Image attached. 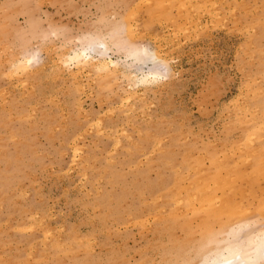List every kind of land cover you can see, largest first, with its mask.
I'll return each mask as SVG.
<instances>
[{
	"label": "rangeland",
	"instance_id": "obj_1",
	"mask_svg": "<svg viewBox=\"0 0 264 264\" xmlns=\"http://www.w3.org/2000/svg\"><path fill=\"white\" fill-rule=\"evenodd\" d=\"M162 1L0 0V264L196 263L223 235L199 194L218 206L228 178L262 226L264 0ZM89 37L172 73L144 92L79 74Z\"/></svg>",
	"mask_w": 264,
	"mask_h": 264
},
{
	"label": "bare ground",
	"instance_id": "obj_2",
	"mask_svg": "<svg viewBox=\"0 0 264 264\" xmlns=\"http://www.w3.org/2000/svg\"><path fill=\"white\" fill-rule=\"evenodd\" d=\"M163 1H166V0H163ZM200 1L202 3V0H200ZM196 3H197V5H199L198 1ZM213 4H212V6H213ZM197 5H195V6H197ZM207 5H208V2H207ZM209 5H210V3H209ZM203 6L204 5H202V7ZM212 6L210 5V7H212ZM187 7H189V10H190V7H192V5L190 6V4L187 3L186 8ZM194 7H193V9H194ZM186 8H184V10H186ZM186 11H188V9ZM213 11L214 10H212V12ZM127 23H129V22H126V24ZM195 24H196V22H195ZM127 27H128V25H127ZM129 29H131V27H128V29H126V30H129ZM187 29H188V27H187ZM129 33H130V31L127 34H129ZM130 34H132V36H133L132 32ZM129 38L133 39V37H131V36ZM78 40H80V41H79V45L77 46V48L75 50H72L71 51L72 53L67 55L68 63L69 62L72 63L75 66V68L77 69L78 73L79 72L82 73V71L90 72L92 70L93 71L96 70L99 73H104V74H109L110 71H111V73H113V72L118 73L119 72L120 73L119 76L121 75L122 78L127 79V81L131 80V82L142 86L143 92L147 86H151L153 84L159 85V82L162 79L167 78L168 74L171 75V73H172L171 68H170L169 64L167 63V61L164 58H162L163 56L162 57L160 56L159 50H158L159 52L153 51V50L146 48V46L144 47L142 45L141 46H135V45L133 46L132 45V46L125 47L128 51L129 57L132 61L131 65H133V69L135 68L139 72L138 74L133 73V72H131V74H128V72L121 70L119 68V62L117 60H114L111 57V53L113 52V50L107 45L106 42L100 41L99 39L94 38V37H89L86 40H83L80 38ZM33 57L34 56H29L27 58L17 59L15 66H14L15 70H18L20 72L23 71V73L25 71H28L26 68L31 66L29 64H31L30 63L31 60L33 61V59H32ZM62 61H64V60H62ZM30 68H28V69H30ZM14 73H15V71H14ZM98 76H101V75H98ZM119 80H121V79H119ZM130 90H132V89H130ZM132 93H134V92H132ZM132 93H129L130 97L132 95L133 96L135 95V93L134 94H132ZM128 97H127V99H128ZM259 130H260V127H259ZM251 135H253V134H251ZM249 140H251V142H252L253 139L250 138ZM117 143H118V141H117ZM245 143H247V142H245ZM250 143H247L246 145H250ZM257 168H259V167H257ZM238 177H239V174H238ZM240 177H242V176H240ZM235 179L237 180L238 178H235ZM234 180L229 179V178L225 179L224 187H226L228 189L229 193L224 195V191H222L221 196H220V199H221L220 204L218 206H215V203H214L216 196L206 195L204 193L203 194L201 193V194H199V198H198L197 197L198 195H196L197 193L193 194L196 196V198H198L197 203H198L199 207L209 210L208 212L210 213V216H212V218L214 220L219 221V224L217 223L216 226L217 225L219 226V230L223 229L222 230L223 235L221 236V239H219L217 237L218 240H216L214 242L213 247H210V249H208V252L206 251L207 253H205L203 255L201 254L200 260L199 261L197 260L198 262L196 261V263H191V264H264V221H263L264 220V209H262V207H259L257 209L258 213L262 215L261 220L263 219L262 224L260 223L262 226H260V228H258L259 226L257 225L256 226L258 228L257 229L255 227V224L258 222V219L257 220L256 219H250V218L244 219L245 215H247V214L249 215V212H250L249 209H245L244 207L242 208V207H238L237 205H235V203L233 202V200H235V199L229 195L231 193V191L233 190V188H236V192L238 191ZM159 187H161V185ZM149 189H150V187H149ZM160 189H162V188H160ZM151 193H153V192H151ZM238 193H239V191H238ZM238 193H237V195H238ZM242 196H243V194H241V197ZM242 198H244V197H242ZM192 202H194V200ZM252 226L255 227V230L252 229L249 231H245L246 228L248 229V228H251ZM53 245H55V244H53ZM194 256H196V255H194Z\"/></svg>",
	"mask_w": 264,
	"mask_h": 264
}]
</instances>
